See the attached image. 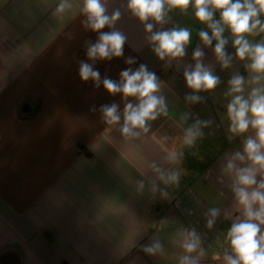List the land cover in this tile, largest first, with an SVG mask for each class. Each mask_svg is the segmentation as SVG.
Here are the masks:
<instances>
[{"label":"crops","instance_id":"obj_1","mask_svg":"<svg viewBox=\"0 0 264 264\" xmlns=\"http://www.w3.org/2000/svg\"><path fill=\"white\" fill-rule=\"evenodd\" d=\"M69 2L73 7L57 14L61 0H0V264H179L181 234L192 230L204 250L199 264H225L227 232L239 213L224 166L254 135L249 129L229 139L228 81L249 76L230 32L223 35L233 59L223 69L213 52L216 41L205 46L199 36L203 30L211 37V30L191 6L186 13L172 10L162 30L188 28L190 42L183 58L161 61L126 0H111L109 15L116 8L122 13L116 29L126 36L123 54L92 61L87 48L99 33L85 26L82 0ZM197 48L220 83L194 93L184 71L194 67ZM129 58L135 63L127 64ZM82 62L99 72V87L80 78ZM142 64L158 77L167 115L148 121L147 132L125 137L123 109L137 101L109 94L102 81L119 82L122 71ZM251 87L245 85V96ZM190 95L201 99L192 103ZM113 103L121 120L108 125L100 109ZM197 120L210 123L189 146L185 132ZM173 173L176 182L168 179ZM212 208L219 215L209 228ZM156 242L161 250L144 251Z\"/></svg>","mask_w":264,"mask_h":264},{"label":"clouds","instance_id":"obj_2","mask_svg":"<svg viewBox=\"0 0 264 264\" xmlns=\"http://www.w3.org/2000/svg\"><path fill=\"white\" fill-rule=\"evenodd\" d=\"M110 2L111 0H82L80 12L86 17L85 26L99 33L98 40L87 48L89 60H110L123 54L126 36L116 29L122 13L116 8L109 15ZM190 6L195 18L211 30V37L203 30L199 36L205 46L212 45L213 40L216 41L213 52L221 68H229L233 59L225 51L228 39L223 34L226 30L231 34L235 57L246 61L244 67L248 70V78L245 79L239 74L233 75L228 81L229 88L225 93L231 97L227 104L230 121L228 131L232 134L229 139L233 135L247 133L249 129L254 131V135H249L244 140L243 151L234 153L224 166V172L233 179L235 211L239 215L227 232L230 254L226 252L223 259L225 264H264V37L255 43L247 38L264 34V20L261 19L264 17V0H126V10L144 25L145 32L149 34L147 39L156 56L161 61L167 58L169 63L185 56L191 32L188 28L178 26L162 30L163 25L170 20L169 12L179 9L186 13ZM72 7L69 0H61L56 12L62 14ZM217 13L218 19L215 18ZM156 25L160 28L154 32ZM106 27L109 31L102 32ZM202 56L203 52L197 48L193 53L194 67L184 71L186 85L194 93L213 90L220 83V78L212 69L202 64ZM126 63L133 64L135 61L129 58ZM79 75L83 81L93 80L97 87L101 83L99 72L91 64L82 62ZM120 77L119 82L108 78L102 81L109 94L122 93L123 98L134 97L137 101L135 104H125L120 131L125 137L136 136L137 130L147 132L148 121L155 120L161 114L167 115L165 98L160 95L158 77L143 64L135 71L130 68L122 71ZM246 84L252 86L247 96L244 95ZM186 99L195 103L201 98L190 95ZM100 111L108 125H116L121 120L118 105L115 103L102 106ZM208 123L210 121L197 120L186 130L184 143L193 145L202 135L201 128ZM169 158L175 160L176 153L171 152ZM178 178V173L168 177L171 182H176ZM218 215L219 209H210V219L207 221L209 228ZM181 235V247L185 254L180 257L179 264H199V257L204 255L200 236L195 230L183 232ZM159 250V242L144 248L148 254H155ZM192 253H197V256H192Z\"/></svg>","mask_w":264,"mask_h":264}]
</instances>
